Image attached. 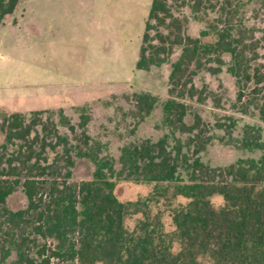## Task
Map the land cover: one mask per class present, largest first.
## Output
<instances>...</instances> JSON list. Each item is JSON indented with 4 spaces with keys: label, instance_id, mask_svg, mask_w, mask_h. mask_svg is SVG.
I'll use <instances>...</instances> for the list:
<instances>
[{
    "label": "trees",
    "instance_id": "16d2710c",
    "mask_svg": "<svg viewBox=\"0 0 264 264\" xmlns=\"http://www.w3.org/2000/svg\"><path fill=\"white\" fill-rule=\"evenodd\" d=\"M18 2L0 0V23ZM219 3L152 0L136 69L160 67L179 51L169 75L173 87L181 83L191 65L201 69L203 59L217 64L209 69L219 73L222 56L227 54V72L235 80L241 112L252 109L264 122V64H256L253 37L229 23L222 29L210 26L198 39L186 33L188 18L181 14L182 8H188L200 22L202 6L215 9ZM224 11L222 7L220 17ZM187 85V96H195L190 79L181 83ZM168 93L173 96L175 91L170 88ZM133 99L130 114L137 119L135 128L150 118L158 99L148 93L134 94ZM74 112L78 116L75 125L63 110L50 112L46 119L40 111L29 116L0 113V135L4 137L0 146V264L13 253L14 264H52V259L64 264H264V136L259 128L244 130L237 146L250 153L260 151L259 159L241 158L229 166L211 168L196 158L189 165L174 132L193 133L199 119L187 126L183 122L186 106L169 99L162 106V124L171 133L155 142L146 139L124 145L117 170L114 161L101 156L106 146L88 134L87 107ZM48 155H53L51 160ZM80 161L93 166L91 178L69 184ZM183 170L187 180L181 176ZM122 179L153 184L154 191L135 202H120L114 190ZM42 184L48 186L46 201L39 196ZM17 187L22 188L27 205L11 211L6 202ZM215 196L222 199V205L213 206ZM159 198L168 200L170 232L165 231L161 212L151 210ZM177 198L187 203L172 207ZM134 215L139 218L129 228L126 221Z\"/></svg>",
    "mask_w": 264,
    "mask_h": 264
},
{
    "label": "rangeland",
    "instance_id": "374dc122",
    "mask_svg": "<svg viewBox=\"0 0 264 264\" xmlns=\"http://www.w3.org/2000/svg\"><path fill=\"white\" fill-rule=\"evenodd\" d=\"M151 1L19 0L14 12L0 23V113L19 112L29 116L40 111L46 119L50 112L63 110L75 125L78 116L74 109L86 106L91 118L88 134L106 146L107 151L101 156L114 161L119 170V151L124 145L146 139L155 142L171 133L162 124V106L172 99L186 106L183 122L187 126H193L195 119H199V128L193 133L174 132L189 165L196 158L211 168L229 166L241 158L259 159L260 151L237 149L246 129L259 128L264 136V122L252 109L247 114L241 112L235 80L227 72L229 55L222 56L224 65L217 74L209 69H215L217 64L206 59L202 60L201 69L189 67L181 83L190 79L196 91L193 97L187 96L190 85L182 87L180 83L172 87L169 83L171 64L179 51L160 67L150 71L136 69ZM222 7L225 15L220 17ZM210 8L208 4L202 6L200 22L192 18L188 8L180 10L188 18L187 35L198 39L210 26L222 29L229 23L239 27L246 37H253L251 41L258 54L256 64H264V0H228L227 3L220 0L215 9ZM170 88L175 91L173 96L168 93ZM140 93L156 97L158 103L150 118L134 128L137 119L130 112L134 110V94ZM181 94L186 95L181 98ZM175 126L180 128L177 123ZM3 143L4 137L0 135V146ZM169 144H173L170 139ZM48 156L51 160L53 155ZM92 173L93 166L80 161L69 184L89 180ZM181 176L187 180L184 170ZM134 180L118 182L114 195L120 202H135L153 193V184H136ZM39 189V196L46 201L48 186L42 184ZM186 203L187 200L177 198L172 201V207ZM211 203L218 207L223 201L215 196ZM26 205L21 187L6 202V208L11 211ZM151 210L161 212L165 231L173 230L168 200L159 198L157 204L152 203ZM138 218L135 215L128 218V227L133 228ZM52 245L50 241V248ZM15 261L13 253L5 264ZM51 262L64 264L57 259Z\"/></svg>",
    "mask_w": 264,
    "mask_h": 264
},
{
    "label": "crops",
    "instance_id": "0c3cea01",
    "mask_svg": "<svg viewBox=\"0 0 264 264\" xmlns=\"http://www.w3.org/2000/svg\"><path fill=\"white\" fill-rule=\"evenodd\" d=\"M14 113V112H13ZM19 113V112H18Z\"/></svg>",
    "mask_w": 264,
    "mask_h": 264
}]
</instances>
